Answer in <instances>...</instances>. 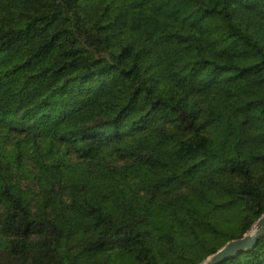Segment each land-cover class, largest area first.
<instances>
[{
  "label": "trees",
  "instance_id": "1",
  "mask_svg": "<svg viewBox=\"0 0 264 264\" xmlns=\"http://www.w3.org/2000/svg\"><path fill=\"white\" fill-rule=\"evenodd\" d=\"M263 214L264 0H0V264H201Z\"/></svg>",
  "mask_w": 264,
  "mask_h": 264
},
{
  "label": "water",
  "instance_id": "2",
  "mask_svg": "<svg viewBox=\"0 0 264 264\" xmlns=\"http://www.w3.org/2000/svg\"><path fill=\"white\" fill-rule=\"evenodd\" d=\"M262 238H264V214L242 238L228 242L201 264H224L238 255L254 249Z\"/></svg>",
  "mask_w": 264,
  "mask_h": 264
},
{
  "label": "rangeland",
  "instance_id": "3",
  "mask_svg": "<svg viewBox=\"0 0 264 264\" xmlns=\"http://www.w3.org/2000/svg\"><path fill=\"white\" fill-rule=\"evenodd\" d=\"M142 0H134L135 4H139ZM137 43L140 47L145 46L150 43L156 46L161 54H168L174 51V44L172 42L163 40L157 36H151L149 38H139L137 39Z\"/></svg>",
  "mask_w": 264,
  "mask_h": 264
}]
</instances>
